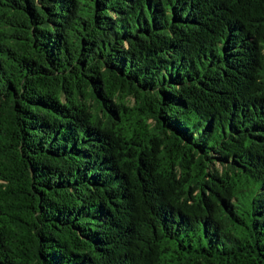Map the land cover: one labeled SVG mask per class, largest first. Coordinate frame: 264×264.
<instances>
[{
	"label": "trees",
	"instance_id": "16d2710c",
	"mask_svg": "<svg viewBox=\"0 0 264 264\" xmlns=\"http://www.w3.org/2000/svg\"><path fill=\"white\" fill-rule=\"evenodd\" d=\"M0 264H264V0H0Z\"/></svg>",
	"mask_w": 264,
	"mask_h": 264
}]
</instances>
